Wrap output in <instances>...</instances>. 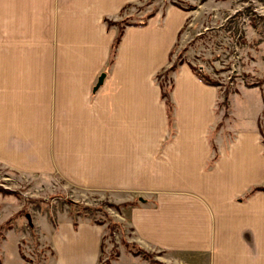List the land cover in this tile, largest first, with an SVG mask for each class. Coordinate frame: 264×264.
<instances>
[{
    "label": "crops",
    "instance_id": "crops-1",
    "mask_svg": "<svg viewBox=\"0 0 264 264\" xmlns=\"http://www.w3.org/2000/svg\"><path fill=\"white\" fill-rule=\"evenodd\" d=\"M139 1L0 0V165L136 196L127 208L135 245L175 254L176 264H264V190L246 196L264 184L259 116L248 124L232 111L225 139L214 131L218 86L183 63L171 127L158 75L188 15L169 5L126 26L111 64L117 28L105 19ZM103 233L61 219L49 237L53 264H98ZM16 239L13 264H26ZM111 264L149 261L122 252Z\"/></svg>",
    "mask_w": 264,
    "mask_h": 264
},
{
    "label": "rangeland",
    "instance_id": "rangeland-1",
    "mask_svg": "<svg viewBox=\"0 0 264 264\" xmlns=\"http://www.w3.org/2000/svg\"><path fill=\"white\" fill-rule=\"evenodd\" d=\"M169 5L185 9L188 15L171 63H188L220 83L214 131H222L224 138L230 139L235 123L231 112L235 111L237 120L246 119L248 124L258 115L264 139V0H140L113 20L140 21ZM114 27L118 32V26ZM168 67L159 76L166 87L173 79V72L169 78L165 76ZM0 186L10 191L0 192V244L10 232L0 257L7 258L8 264L15 262L18 253L15 237L26 264H53L50 232L66 217L101 222L104 233L99 264L117 258L118 253L134 254L137 249L132 245L135 233L127 214V202L136 198L134 195L122 193L120 197L111 191L77 186L56 174L21 173L3 165ZM147 253L149 264L177 261L169 252Z\"/></svg>",
    "mask_w": 264,
    "mask_h": 264
},
{
    "label": "trees",
    "instance_id": "trees-1",
    "mask_svg": "<svg viewBox=\"0 0 264 264\" xmlns=\"http://www.w3.org/2000/svg\"><path fill=\"white\" fill-rule=\"evenodd\" d=\"M130 5H132V4L131 3L126 4L123 7L122 11L125 8H127L128 6H130ZM153 14H155V12L149 13L145 19L140 20V21H135V22H128L125 18L122 19V20H119V21H116V20L114 21L113 19H109V18H106L105 19L109 26L117 25L118 28H119L118 29V32H117V34H116V36H115V38H114V40L112 42V45H111V59H110V63L111 64L114 61L115 53H116L117 47H118V45H119V43L121 41V38L123 36V32H124L125 27L128 26V25H143V24H145L147 22L148 18H150ZM173 50L174 49H172V51H171V56L173 54ZM180 64H182V63L181 62H178V61L172 62L170 64V66L166 69L167 71L165 73V76L167 78H169V74L172 73V72H174L178 68V66ZM191 67L193 68V70L195 71V73L202 80H204L206 83L212 84V85H216V86L220 84L217 81L212 80L211 78H209L207 75L201 74L193 66H191ZM160 74L161 73H159L158 77L160 76ZM160 83H161V81H160ZM161 86H162V96H163V98L165 99V101L167 103V113H168V118H169V124L172 127L173 126V122H174V115H173L174 104H173V102L171 100L170 93H171V90H172V88L174 86V81H173V79H171V82L168 85V87H166L165 85H163V83H161ZM227 98H228V95H226V97L224 99V102L228 104V99ZM261 133H262V131H261ZM263 141H264V139H263ZM216 157H217V155H215L213 159H215ZM258 190H264V184L263 185H257V186L251 187V189L246 193V196H249V195H251L252 193H254V192L258 191ZM0 192H2V193H9L10 191L7 190V189H4L3 187L0 186ZM127 203L128 204H132L134 202H127ZM115 206L118 207V208L120 207L119 205H115ZM123 206H125V205H123ZM97 223L100 224L101 222H97ZM74 224H75V226L77 225V220L76 219H74ZM8 228H10V227H8ZM132 245L137 248V249L133 250V253L134 254H136V255L140 254V255H142L145 258L148 257L149 254L147 253V251H145V250L137 247L135 245V242H133ZM102 253H103V242H102ZM118 255H119V253L117 254V256ZM114 258H116V257H114ZM114 258H108V260L104 261L103 264H111V261ZM101 261H102V255L100 256L99 263H101ZM0 264H1V260H0Z\"/></svg>",
    "mask_w": 264,
    "mask_h": 264
},
{
    "label": "water",
    "instance_id": "water-1",
    "mask_svg": "<svg viewBox=\"0 0 264 264\" xmlns=\"http://www.w3.org/2000/svg\"><path fill=\"white\" fill-rule=\"evenodd\" d=\"M105 74H102L101 77L99 78V82L98 84H101V82L103 81V78H104Z\"/></svg>",
    "mask_w": 264,
    "mask_h": 264
}]
</instances>
